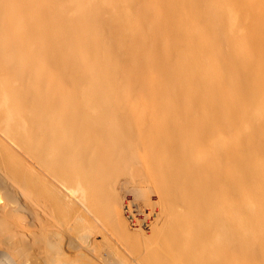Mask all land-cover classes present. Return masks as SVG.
Wrapping results in <instances>:
<instances>
[{"label": "bare ground", "instance_id": "1", "mask_svg": "<svg viewBox=\"0 0 264 264\" xmlns=\"http://www.w3.org/2000/svg\"><path fill=\"white\" fill-rule=\"evenodd\" d=\"M0 264H264V0H0Z\"/></svg>", "mask_w": 264, "mask_h": 264}, {"label": "rangeland", "instance_id": "2", "mask_svg": "<svg viewBox=\"0 0 264 264\" xmlns=\"http://www.w3.org/2000/svg\"><path fill=\"white\" fill-rule=\"evenodd\" d=\"M119 187L120 186L118 184V201L116 209L119 210L121 214H124L122 216L126 218L127 222L130 225V229L136 228V226H134L133 224L134 219L139 220L138 218L140 214L145 211V206L143 205V202L141 200L134 197L132 191L130 190V187L125 188L124 190H120ZM142 228L145 232H148V226L146 222L142 223Z\"/></svg>", "mask_w": 264, "mask_h": 264}]
</instances>
